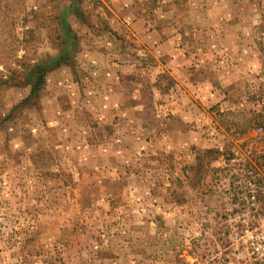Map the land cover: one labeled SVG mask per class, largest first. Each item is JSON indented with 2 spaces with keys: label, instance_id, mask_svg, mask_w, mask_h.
Segmentation results:
<instances>
[{
  "label": "rangeland",
  "instance_id": "obj_1",
  "mask_svg": "<svg viewBox=\"0 0 264 264\" xmlns=\"http://www.w3.org/2000/svg\"><path fill=\"white\" fill-rule=\"evenodd\" d=\"M68 2L0 0V264H238L264 222V0H130L160 50L128 0H82L70 65L21 104Z\"/></svg>",
  "mask_w": 264,
  "mask_h": 264
},
{
  "label": "trees",
  "instance_id": "obj_2",
  "mask_svg": "<svg viewBox=\"0 0 264 264\" xmlns=\"http://www.w3.org/2000/svg\"><path fill=\"white\" fill-rule=\"evenodd\" d=\"M81 2L82 0H69V2L61 8V13L56 18L59 40L57 54L47 60L32 65L31 70L25 75V80L29 82L30 90L21 104L25 105V103H29L33 98L34 100L38 98L39 91L44 84L46 73L58 66L70 65V56L74 53L75 45L73 43H75L76 38L75 33L69 27L67 16L70 13H74L78 16ZM72 45H74V47ZM24 242L28 241L25 239Z\"/></svg>",
  "mask_w": 264,
  "mask_h": 264
},
{
  "label": "built area",
  "instance_id": "obj_3",
  "mask_svg": "<svg viewBox=\"0 0 264 264\" xmlns=\"http://www.w3.org/2000/svg\"><path fill=\"white\" fill-rule=\"evenodd\" d=\"M232 241L238 250V264H264V222L254 227L246 222L232 235Z\"/></svg>",
  "mask_w": 264,
  "mask_h": 264
},
{
  "label": "crops",
  "instance_id": "obj_4",
  "mask_svg": "<svg viewBox=\"0 0 264 264\" xmlns=\"http://www.w3.org/2000/svg\"><path fill=\"white\" fill-rule=\"evenodd\" d=\"M115 1V0H114ZM118 4L115 5L113 4V7H115L118 11L117 12H112V9L110 10L112 13H114L116 16L121 19L122 22H126L127 24L130 25V28L137 32L144 34V39H146L147 44L149 46L155 48L156 50H160L161 46L163 43H160L164 40V32L162 31L164 28H158V29H153L150 31H147L144 33L141 31L143 28V25L141 26V14L137 8H135L133 5H131L130 0H128V4L125 2H117ZM137 27V29L135 28ZM155 42V43H154ZM152 43V44H151ZM157 46V47H155ZM119 82V80H117ZM92 130V129H91ZM94 131H98L99 128L93 129ZM115 130V129H114Z\"/></svg>",
  "mask_w": 264,
  "mask_h": 264
}]
</instances>
